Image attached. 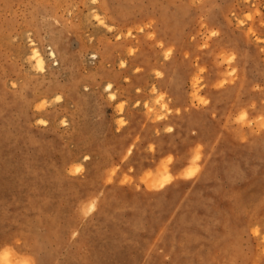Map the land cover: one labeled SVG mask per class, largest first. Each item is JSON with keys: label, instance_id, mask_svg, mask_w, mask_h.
Masks as SVG:
<instances>
[{"label": "rangeland", "instance_id": "obj_1", "mask_svg": "<svg viewBox=\"0 0 264 264\" xmlns=\"http://www.w3.org/2000/svg\"><path fill=\"white\" fill-rule=\"evenodd\" d=\"M250 3L0 0V243L21 237L36 264H260L264 50L240 21L264 0ZM52 87L58 103L34 99Z\"/></svg>", "mask_w": 264, "mask_h": 264}, {"label": "snow or ice", "instance_id": "obj_2", "mask_svg": "<svg viewBox=\"0 0 264 264\" xmlns=\"http://www.w3.org/2000/svg\"><path fill=\"white\" fill-rule=\"evenodd\" d=\"M92 2L95 4L96 0H92ZM244 2L248 5L249 8L257 7L256 5L250 3V0H244ZM257 17H259V21L256 20ZM97 19H99V17H97ZM257 22L260 24V27L262 29L259 35H257L256 32L254 31V26ZM240 25L241 27L244 28L246 32L249 33L250 36H253L254 38L257 39V42L261 46V49L264 50V5H262L260 9L255 12L254 15L252 12H249L245 16V18L240 21ZM213 35H215V33ZM169 55H171V53H169ZM235 59H236L235 56H233L232 59L228 61V63L231 64L232 61ZM40 70L43 71L44 69L41 68ZM137 71H139V69H137ZM159 75L160 73H157V76ZM229 75H235V70L234 69L230 70ZM197 83L199 84L200 82L198 81ZM226 83L227 81H223L218 85V87L223 88ZM12 87L15 88L16 85L13 84ZM257 90L259 91L260 89H257ZM57 99H59V97H57ZM113 99H115V97H113ZM201 102L207 105L210 101L204 100ZM252 107L255 108L256 105L253 104ZM122 108H123V105H121V109ZM248 118H249L248 113L244 112L239 116L238 122L246 121ZM261 119L264 120V116H262ZM38 123L44 124V121L39 120ZM120 123L123 124L124 121L121 120ZM167 131L171 132L172 128L169 127ZM168 160L170 162L171 157H169ZM81 171H83L82 168L77 167L75 169L76 173H80ZM190 176L191 174L187 178H190ZM109 183H111V181ZM251 235L259 238L261 237V235H264V230H262V228L259 226L253 227ZM27 246H28L27 242L19 236L13 237L11 239H7L4 242L0 243V264H36L35 259L29 258L31 257L32 254L26 251ZM261 246L264 247V243H262ZM17 254L22 255L25 258L14 260V256H16ZM260 264H264V258L261 259Z\"/></svg>", "mask_w": 264, "mask_h": 264}, {"label": "bare ground", "instance_id": "obj_3", "mask_svg": "<svg viewBox=\"0 0 264 264\" xmlns=\"http://www.w3.org/2000/svg\"><path fill=\"white\" fill-rule=\"evenodd\" d=\"M95 16V15H94ZM97 21H100V20H98V19H96ZM31 47H33V46H31ZM29 55H30V58H31V61H32V63H33V65H34V67L36 68V70L37 71H40V72H43V71H41L40 69L41 68H45V61H44V58L42 57V55H41V53L36 49V48H32L30 51H29ZM49 56H50V58H52V59H55L56 58V55H55V53H54V51H53V49L52 48H50L49 49ZM92 57H94V55H92ZM36 71V72H37ZM53 83V82H52ZM78 85V84H77ZM76 85V86H77ZM106 90L109 92V96H110V99L111 100H114L113 99V97H115L116 98V95H115V93L113 92V88L111 87V85L109 84V83H107L106 84ZM52 97L53 98V102H56V103H58L61 99H63L62 98V96H63V89L62 88H57V87H52V88H46V89H43V90H41V92L36 96V97H34V99H36V98H40V99H42V100H44L45 98H49V97ZM57 97H59V99H57ZM30 100H33V98L31 97L30 98ZM46 100V99H45ZM77 100H79V101H85V99H82V98H77ZM61 103V102H60ZM59 103V104H60ZM52 104V103H51ZM46 106V105H45ZM88 106H89V104H88ZM42 110V109H41ZM39 111V110H38ZM59 116V115H58ZM44 119V118H43ZM58 119V118H57ZM47 122V121H46ZM64 122V121H63ZM120 123V122H119ZM39 125V124H38ZM111 144H113V143H111ZM113 146V145H112ZM89 156L90 155H83L82 157H81V160L82 161H84V162H86V160H88V158H89ZM169 178V177H168ZM168 181V180H167ZM166 183V180L165 181H162V182H160L159 184H158V187H161V186H163L164 184Z\"/></svg>", "mask_w": 264, "mask_h": 264}]
</instances>
